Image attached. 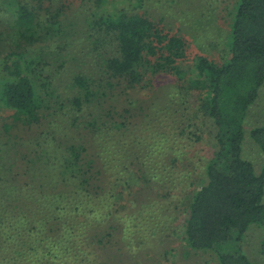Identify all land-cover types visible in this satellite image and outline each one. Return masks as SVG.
I'll use <instances>...</instances> for the list:
<instances>
[{
  "label": "trees",
  "instance_id": "16d2710c",
  "mask_svg": "<svg viewBox=\"0 0 264 264\" xmlns=\"http://www.w3.org/2000/svg\"><path fill=\"white\" fill-rule=\"evenodd\" d=\"M106 1L83 0L70 16V0H0V14L11 17L8 39L0 44V106L23 126L46 122L41 138L21 145L26 152L17 162L18 177L7 169L13 172L14 144L22 139H0V224L14 217L8 240L22 249L15 264L25 255L34 258L30 264L98 262L120 232L126 240L131 214L122 197L141 181L161 185L166 199H177L179 189L188 192L173 211L163 208L171 212L164 226L181 233L192 249L213 252L220 264H254L243 238L252 225L264 232V166L257 174L242 151L246 121L264 90V0H237L223 61L199 56L189 71L183 67L186 41L139 12L145 0H111L132 4L112 10ZM82 17L88 28L73 26ZM85 40L95 51L82 46ZM72 62L83 64L75 75L68 70ZM160 74L178 83L173 97L160 99L162 109H155L159 97L152 101L149 126L164 131L150 143L136 138L129 145L124 133L114 131L113 103L125 96L130 114L135 103L129 91ZM61 77H68L63 89ZM258 124L248 134L264 154V119ZM205 136L210 157L193 179L195 158L182 150ZM142 205L133 216L146 212ZM154 222L146 224L151 234ZM260 252L264 256V236Z\"/></svg>",
  "mask_w": 264,
  "mask_h": 264
},
{
  "label": "rangeland",
  "instance_id": "374dc122",
  "mask_svg": "<svg viewBox=\"0 0 264 264\" xmlns=\"http://www.w3.org/2000/svg\"><path fill=\"white\" fill-rule=\"evenodd\" d=\"M72 4V10H67V14L75 13L80 8L83 0H70ZM89 1V0H88ZM145 9L139 10V12L147 11L152 19L155 21L163 22V26L173 33L181 36L187 44V56L183 62V67L189 71L193 65L195 58L199 56L208 57L214 60L218 64L223 61V57L227 52V39L230 40V29L234 20V14L236 11L237 0H145ZM105 5L106 9L112 10L113 8L121 9L125 6L132 4H126V1H118L112 3L111 0H107ZM95 6V4H94ZM84 17L74 19V25L80 29V27L88 28V23L83 20ZM0 44L4 40L8 39L9 25L11 24V17L0 14ZM78 23V24H77ZM84 47H88L94 50L93 45L86 40L82 44ZM34 49L38 47H33ZM50 53L48 50H46ZM95 51V50H94ZM42 51H40L41 53ZM0 57H4V53L0 52ZM56 56L52 58L55 61ZM83 64L70 63L68 65L69 73L75 75L79 67ZM60 65H57L59 67ZM56 68H53L55 71ZM63 69H59L62 72ZM189 76V74H188ZM68 82V77L63 79L62 77L58 80L57 84L59 88H64ZM177 79L171 75H157L152 78L151 85L147 87H137V89L129 91L128 95H131L132 101L135 103L130 114L124 112L125 107L128 108L127 104L124 103V97L113 103L115 107V113L112 115V119L118 122L119 128L114 127V131H119L121 134L124 133L127 143L133 141L135 144L136 138H139L143 142H152L161 132L162 129L150 125V121L154 120V108L152 101L159 97V100L155 102V109L160 110L164 105V100H160L162 97H173L177 92ZM264 89V88H262ZM71 96V89L67 92ZM180 99V96H177ZM177 106V105H176ZM14 112L7 108L0 106V139L9 140V135H14V142L22 139V142L14 144L18 151L14 150V163L12 164L13 172L10 169V173L14 174V177L20 171L18 168L20 163H17L21 155L26 152L21 145L28 140H38L41 138V131L45 127V121L41 125L32 124L30 126H23V124L16 122L13 118ZM133 114V116L131 115ZM176 117V116H175ZM104 119H111L108 116ZM264 119V90L260 92V99L256 102L252 108L251 116L246 121V130L249 132L251 128L259 125L258 123ZM158 123V122H157ZM169 123L165 125V131L169 132ZM49 125V122L47 123ZM46 125V126H47ZM159 125V123H158ZM13 127L12 130L7 131L6 127ZM80 134L84 133L82 130ZM160 132V133H159ZM248 132L245 136L243 144L242 156L245 160L250 161L257 174L261 173L262 167L264 166V154L256 147L254 142L251 140ZM115 133V132H113ZM112 133V137H113ZM155 134V135H154ZM171 135H174L172 132ZM148 137L150 139H148ZM185 141H181V143ZM28 150V148H27ZM144 150V149H143ZM211 146L209 139L205 136L204 140L198 143H192L191 145L185 146L182 150L184 156H190L195 158V166L191 167L190 170L194 171L193 179L195 176L200 177L204 170L205 158L210 157ZM134 152H140L139 148L135 149ZM141 153H144L141 151ZM108 154V151L102 153V156ZM197 154V155H195ZM201 156L204 158L201 159ZM100 163V161H98ZM3 165L0 164V168ZM4 168V167H3ZM19 173L22 174V171ZM23 176L18 178L22 179ZM16 179V178H14ZM173 182V179H170ZM171 184H168V186ZM176 185V181L174 183ZM168 190V189H167ZM118 191L120 189L118 188ZM177 193V199H166L163 195L166 189H163L161 185L154 184L147 185L141 181L140 186L132 188L130 193L123 195V203L128 206L127 215L131 214V218L126 221H131L130 228L127 230L126 240H122V233H119L114 246H109L105 251H101L98 255V262L90 264H220L217 256L211 251L195 250L192 249L188 243L182 238V234L176 233L167 225L171 212L165 209L174 207L171 206L173 203L176 204L182 199L188 192H182L180 189ZM187 191V190H186ZM176 193V192H175ZM176 196V195H175ZM155 201V202H154ZM264 201V199H263ZM1 202V201H0ZM143 204V205H142ZM152 204L154 206H152ZM142 205L144 212L142 215L132 214L137 210L140 211ZM130 208L132 210H130ZM139 208V209H138ZM13 210V209H11ZM10 210V211H11ZM7 215L0 224V264H15L14 257L16 253H21L22 249L20 245L16 246L15 243H11L9 234L14 233V217ZM176 214L172 215V218ZM153 218L154 223H149L156 226L154 232L147 230L148 219ZM7 219V220H6ZM16 221V220H15ZM174 222V221H173ZM157 223V224H156ZM139 224L137 229L134 227ZM12 231V232H11ZM264 232L257 225H252L247 231L243 238V248L246 255L254 264H264V256L261 255L260 245ZM41 252V251H40ZM27 260L22 264H30L34 258L26 256ZM22 258H24L22 256ZM32 264H46L45 261L38 260L32 261Z\"/></svg>",
  "mask_w": 264,
  "mask_h": 264
}]
</instances>
